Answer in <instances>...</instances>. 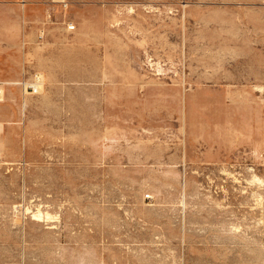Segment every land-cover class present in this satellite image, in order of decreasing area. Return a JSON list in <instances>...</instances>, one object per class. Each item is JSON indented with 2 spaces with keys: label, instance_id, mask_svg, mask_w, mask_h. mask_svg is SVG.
<instances>
[{
  "label": "rangeland",
  "instance_id": "1",
  "mask_svg": "<svg viewBox=\"0 0 264 264\" xmlns=\"http://www.w3.org/2000/svg\"><path fill=\"white\" fill-rule=\"evenodd\" d=\"M0 82V264H264V0H0Z\"/></svg>",
  "mask_w": 264,
  "mask_h": 264
},
{
  "label": "built area",
  "instance_id": "2",
  "mask_svg": "<svg viewBox=\"0 0 264 264\" xmlns=\"http://www.w3.org/2000/svg\"><path fill=\"white\" fill-rule=\"evenodd\" d=\"M67 30L73 32L76 30V26L70 22L67 24ZM41 33V37L45 35L43 30ZM7 85L8 84L0 82V97L3 95L4 87H6ZM18 85L21 86V89L23 90V95H38L41 93L44 81L40 74H34L30 79H27L23 82H19Z\"/></svg>",
  "mask_w": 264,
  "mask_h": 264
},
{
  "label": "crops",
  "instance_id": "3",
  "mask_svg": "<svg viewBox=\"0 0 264 264\" xmlns=\"http://www.w3.org/2000/svg\"><path fill=\"white\" fill-rule=\"evenodd\" d=\"M12 83H14V82H10V83L5 82V84H8V85L11 84L10 86H14L16 84V83L15 84H12ZM10 86H8V87H10ZM21 91H22V89H21ZM24 106H25V102H23V108H24ZM9 107H10V109H8L9 110L8 119L12 120V121L18 120L19 116H20V112L18 110H16V107H14L13 105H10ZM0 136H2L1 133H0ZM14 137H15V132L14 131L10 132V134L8 135V143L10 142L11 139H14ZM12 149H14V146H12L10 151L8 150L6 154L11 156L14 159H20L21 157L25 158V150L20 153V152H15Z\"/></svg>",
  "mask_w": 264,
  "mask_h": 264
}]
</instances>
